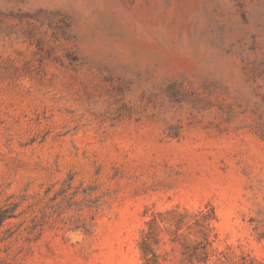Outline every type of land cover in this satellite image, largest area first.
Here are the masks:
<instances>
[{
    "label": "rangeland",
    "instance_id": "374dc122",
    "mask_svg": "<svg viewBox=\"0 0 264 264\" xmlns=\"http://www.w3.org/2000/svg\"><path fill=\"white\" fill-rule=\"evenodd\" d=\"M0 264H264V0H0Z\"/></svg>",
    "mask_w": 264,
    "mask_h": 264
}]
</instances>
